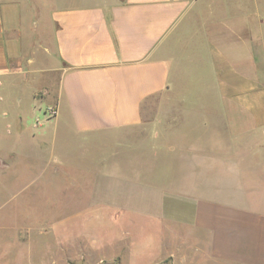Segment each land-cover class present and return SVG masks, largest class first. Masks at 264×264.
<instances>
[{
  "label": "crops",
  "instance_id": "crops-1",
  "mask_svg": "<svg viewBox=\"0 0 264 264\" xmlns=\"http://www.w3.org/2000/svg\"><path fill=\"white\" fill-rule=\"evenodd\" d=\"M49 26L56 114L31 136L152 127L160 166L132 174L182 198L199 264H264V0H0L1 153Z\"/></svg>",
  "mask_w": 264,
  "mask_h": 264
},
{
  "label": "rangeland",
  "instance_id": "rangeland-1",
  "mask_svg": "<svg viewBox=\"0 0 264 264\" xmlns=\"http://www.w3.org/2000/svg\"><path fill=\"white\" fill-rule=\"evenodd\" d=\"M38 40L48 51L33 49ZM29 43L18 65L28 75L13 81L23 113L0 152V264H199L200 237L185 231L182 198L172 199L166 181L132 174L160 166L152 127L80 136L58 123L45 142L34 140L52 118L45 112L57 83L50 26Z\"/></svg>",
  "mask_w": 264,
  "mask_h": 264
},
{
  "label": "built area",
  "instance_id": "built-area-1",
  "mask_svg": "<svg viewBox=\"0 0 264 264\" xmlns=\"http://www.w3.org/2000/svg\"><path fill=\"white\" fill-rule=\"evenodd\" d=\"M45 113L48 117H54L56 114V110L54 107H48Z\"/></svg>",
  "mask_w": 264,
  "mask_h": 264
}]
</instances>
